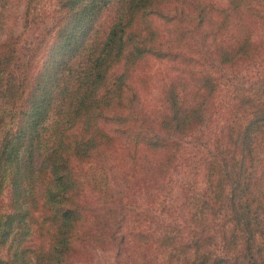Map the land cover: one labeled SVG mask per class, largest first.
<instances>
[{
    "label": "trees",
    "instance_id": "obj_1",
    "mask_svg": "<svg viewBox=\"0 0 264 264\" xmlns=\"http://www.w3.org/2000/svg\"><path fill=\"white\" fill-rule=\"evenodd\" d=\"M58 10L20 63V34L0 35V264H82L92 242L132 264H264V37L254 31L264 32V0H60ZM149 57L209 62L163 85L156 121L140 113L133 78ZM246 59L254 82L229 84ZM221 84L218 132L195 133ZM120 145L162 152L149 163L161 175L186 172L173 219L120 193L109 174Z\"/></svg>",
    "mask_w": 264,
    "mask_h": 264
},
{
    "label": "rangeland",
    "instance_id": "obj_2",
    "mask_svg": "<svg viewBox=\"0 0 264 264\" xmlns=\"http://www.w3.org/2000/svg\"><path fill=\"white\" fill-rule=\"evenodd\" d=\"M208 1L211 3H219L222 0ZM59 2L60 0H9L6 8L5 24L0 35L6 37L9 34H20V49L17 54V59L14 58V63L21 62L19 59L21 55L20 50L21 52L24 51V54H26L33 45L34 40L38 39L41 33L59 18L61 15L58 10ZM258 29H254L256 35L263 38V30ZM229 34L230 33L225 32L222 37L224 38ZM195 35L197 36L196 33ZM193 46L191 50H185L186 55L190 52L196 53L197 48L194 44ZM185 63L187 64L183 67L169 61L149 57L137 67L133 78L135 77V84L136 87H138L139 97L141 99V103L139 104L140 113L144 111L146 115H150V117L154 118L156 121L157 116L165 109L166 105L161 93L163 85L172 79L174 80L177 76H184L185 81L188 82L186 76L190 78L196 77L197 72L201 70V63L209 62H203L202 60L195 61L194 58V60H187ZM240 63H244V65L236 66L234 72H238V74L235 78H229V84L237 85L239 84L238 81L252 84L254 82L252 79L244 77L246 73L251 75V73L254 72L252 61L250 62V59H246L241 60ZM221 85V89L215 92L214 97L211 99L208 115L209 119L207 120V117L204 122L206 124H200L195 133H199V130H202L199 134H208L212 136L218 132L219 124L223 120L221 118L224 117L222 114L224 112V102L220 100L221 95H218V93L220 90L226 89L228 84ZM132 151L133 149L129 147V145H120L118 149L112 153L113 173L109 171V174H111L115 186L121 191L120 193L122 195L136 198L139 210L142 208L146 210L148 208L150 214H154V216L157 214L167 220L173 219L170 213L173 211L177 189L184 175H186V172L182 168L172 167L165 175H161L157 169V165L150 167L149 163L155 160L157 163V161L163 157L162 152L154 151V153H152L151 151L143 149L138 155H133ZM260 151V155L262 156L261 165L264 163V150L262 147H260ZM193 156L194 154L190 151L187 157L188 166L190 162L193 161ZM190 168L191 166H189V171ZM85 169L89 171V174L92 173L99 177L102 176L97 169L94 171L92 165H86ZM192 181L194 180H189V182ZM154 183L155 186L153 187ZM192 186L193 185L190 183L189 196L191 200L193 196L192 193L195 189ZM148 187L151 188L148 189ZM157 220L156 217L154 221L152 220L154 226L158 225ZM152 232L153 235H158L156 229L152 228ZM152 242L160 243V239L153 237ZM167 246L169 245L167 244ZM79 256L82 259L80 261L82 264H132L130 261L131 256L127 251L118 259L114 246L112 247L106 244L100 245L97 242L86 243Z\"/></svg>",
    "mask_w": 264,
    "mask_h": 264
}]
</instances>
